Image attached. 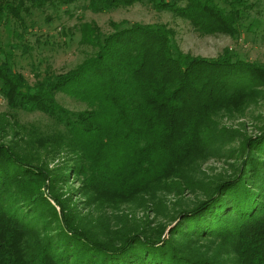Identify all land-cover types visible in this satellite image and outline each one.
I'll return each mask as SVG.
<instances>
[{"label": "trees", "instance_id": "16d2710c", "mask_svg": "<svg viewBox=\"0 0 264 264\" xmlns=\"http://www.w3.org/2000/svg\"><path fill=\"white\" fill-rule=\"evenodd\" d=\"M138 3L202 34L255 25L246 0H0V95L10 112L41 115L42 147L65 154L51 168L0 145V264H264V124L255 135L222 124L264 101V65L184 52L167 23L76 17L45 40L31 23ZM75 49L72 67L54 68ZM218 156L233 164L210 172ZM70 176L91 204L153 219L132 228L121 213L95 231L58 187Z\"/></svg>", "mask_w": 264, "mask_h": 264}, {"label": "rangeland", "instance_id": "374dc122", "mask_svg": "<svg viewBox=\"0 0 264 264\" xmlns=\"http://www.w3.org/2000/svg\"><path fill=\"white\" fill-rule=\"evenodd\" d=\"M246 1L251 5L250 20L252 25H255L251 29L244 28L239 37L222 33L202 34L195 30L188 20L177 17L171 12L158 11L142 3L121 6L111 12L99 13L74 7L76 10L74 18L64 15L63 19L54 18L51 23L46 24V14H36L31 23H34L37 36L43 34L44 40L48 39L50 35L56 34L64 25L72 26L76 22V17H82L84 20H96L102 28H108L111 21L167 23L176 31L177 42L184 52H189L195 56L215 58L229 49L249 62L264 65V0ZM78 4L81 6V1ZM37 36L31 35V39L36 40ZM56 36L61 38L59 33ZM80 55L81 53L76 49L61 53L53 60L54 68L58 71H65L76 63ZM22 71L29 80L33 79L29 66H24ZM248 108L244 114L225 116L222 124L237 130L239 135L259 134L260 126L264 124V101L252 103ZM38 116L41 115L22 111L10 112L6 100L0 95V145H8L12 150L21 155H27L38 164L43 163V165L51 168L63 166L65 164V154L57 153L52 148L42 147L43 142L37 138L36 130L31 128V123ZM224 146H229V143ZM228 164H233V160L218 156L210 159L204 166L206 169H210V172L218 173L227 168L226 165ZM83 185L84 182L81 176L77 179H72L70 176L67 183H62L58 187L60 186L63 192L61 193L65 194V197L71 196L74 202H78L79 213L86 218L88 225L94 228L95 231L99 227H103L104 230L108 227H114L112 219L121 216V213L125 214L124 217L126 215L130 217L128 224L132 228H147L150 220L153 219V215H148L143 208L135 205H130V213L119 211V213L111 214L112 210L110 208L105 209L101 206H95L88 201L84 194L86 192ZM91 193L94 192L91 190ZM101 232L106 233L105 231Z\"/></svg>", "mask_w": 264, "mask_h": 264}]
</instances>
